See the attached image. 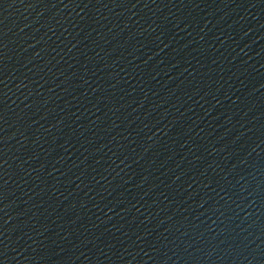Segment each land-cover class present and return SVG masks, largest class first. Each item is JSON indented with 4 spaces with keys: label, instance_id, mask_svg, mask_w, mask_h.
Segmentation results:
<instances>
[{
    "label": "water",
    "instance_id": "obj_1",
    "mask_svg": "<svg viewBox=\"0 0 264 264\" xmlns=\"http://www.w3.org/2000/svg\"><path fill=\"white\" fill-rule=\"evenodd\" d=\"M0 264H264V0H0Z\"/></svg>",
    "mask_w": 264,
    "mask_h": 264
}]
</instances>
